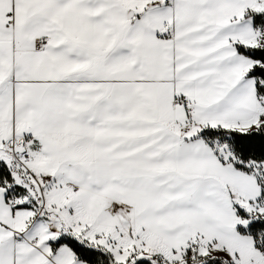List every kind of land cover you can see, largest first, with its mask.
<instances>
[{"label":"snow or ice","instance_id":"6c2138e0","mask_svg":"<svg viewBox=\"0 0 264 264\" xmlns=\"http://www.w3.org/2000/svg\"><path fill=\"white\" fill-rule=\"evenodd\" d=\"M0 264H264V0H0Z\"/></svg>","mask_w":264,"mask_h":264}]
</instances>
